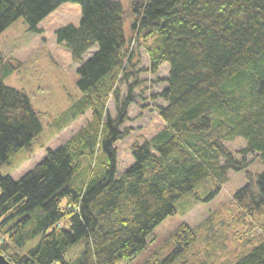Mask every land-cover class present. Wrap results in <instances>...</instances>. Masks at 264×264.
<instances>
[{"label": "trees", "instance_id": "1", "mask_svg": "<svg viewBox=\"0 0 264 264\" xmlns=\"http://www.w3.org/2000/svg\"><path fill=\"white\" fill-rule=\"evenodd\" d=\"M67 2L80 5L79 23L55 36L80 62V95L58 119L70 123L86 111L90 118L19 179L0 171V253L11 264L129 260L180 198L188 196L182 214L209 202L252 154L262 167L243 172L246 183L227 214L196 227L182 223L174 248L143 264H264V0H128V30L122 0H0V33L19 18L41 33L39 22ZM140 46L146 69L138 67ZM162 63L169 66L157 94L163 126L130 146L133 163L119 173L116 142L130 134L121 126L139 73H156ZM18 66L0 56V167L19 149L29 151L43 129L28 94L4 83ZM236 138L246 144L240 159L225 145ZM197 185L209 191L199 194ZM230 240L250 248L228 257ZM77 243L78 257L66 260Z\"/></svg>", "mask_w": 264, "mask_h": 264}, {"label": "rangeland", "instance_id": "2", "mask_svg": "<svg viewBox=\"0 0 264 264\" xmlns=\"http://www.w3.org/2000/svg\"><path fill=\"white\" fill-rule=\"evenodd\" d=\"M122 3L128 30L132 17L129 14L128 0H122ZM80 17V5L67 2L59 5L39 22L41 33L29 31L23 18L17 19L0 33V56L14 63L19 62L18 68L5 77L4 83L23 89L28 94L33 107L41 116L43 125L41 133L32 142L29 151L25 147L19 149L0 167L3 175L9 174L13 179H19L46 155L47 149H53L66 141L90 118V111H86L70 123L58 119L69 107L70 102L80 95L76 85L78 79L76 69L80 62L74 61L69 50L56 42L55 30L67 24L77 25ZM137 50L140 58L138 67L148 68L147 51L143 46ZM94 51L96 48L88 50L83 59H87ZM168 69V64L162 63L156 73L149 71L139 73V82L133 89L134 102L128 108L129 120L121 126V129L128 126L131 131L124 139L116 142L119 173L133 163L130 146L136 141L149 139L163 126L158 108L164 106L165 102L157 94L167 85L163 79L167 77ZM120 88L121 96H125L127 85L120 84ZM107 108L110 116L114 118L116 110L113 98L109 99ZM225 145L235 158L240 159L238 151L246 144L242 139L236 138ZM246 161L244 171L228 172V180L209 202L198 203L182 214L188 208V196L180 198L176 202V212L169 215L147 235L145 248L131 259H121L115 264H143L147 259H156L174 248V234L182 223L196 227L208 218L217 219L216 212L223 214L234 191L246 183L244 173L254 172L262 167L252 154L246 156ZM194 189L202 195L209 191L203 190L201 185ZM62 224L63 227H68L67 221L64 220ZM258 232L259 230L255 229V234ZM227 243L228 257H233L240 249L244 252L250 248L249 246L243 249L240 243L231 240ZM80 249V243L73 245L64 258L66 260L77 258Z\"/></svg>", "mask_w": 264, "mask_h": 264}, {"label": "water", "instance_id": "3", "mask_svg": "<svg viewBox=\"0 0 264 264\" xmlns=\"http://www.w3.org/2000/svg\"><path fill=\"white\" fill-rule=\"evenodd\" d=\"M0 264H11L4 255L0 253Z\"/></svg>", "mask_w": 264, "mask_h": 264}]
</instances>
